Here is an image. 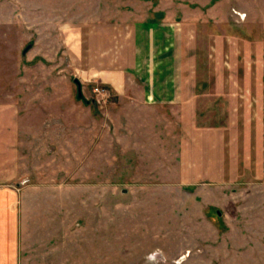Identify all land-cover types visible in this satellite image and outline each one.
I'll return each mask as SVG.
<instances>
[{"label":"rangeland","instance_id":"374dc122","mask_svg":"<svg viewBox=\"0 0 264 264\" xmlns=\"http://www.w3.org/2000/svg\"><path fill=\"white\" fill-rule=\"evenodd\" d=\"M129 16L180 31L193 107L78 98L76 31ZM15 116L19 264H264V0H0V129Z\"/></svg>","mask_w":264,"mask_h":264},{"label":"crops","instance_id":"0c3cea01","mask_svg":"<svg viewBox=\"0 0 264 264\" xmlns=\"http://www.w3.org/2000/svg\"><path fill=\"white\" fill-rule=\"evenodd\" d=\"M75 36L78 42L71 62L81 85L91 81L106 85L117 98H129V105L135 99H142L145 107L153 109L166 105L193 107L191 95L196 85L183 81V75L190 76L183 60L191 63L192 56H184L182 36L175 27L129 16L121 22L85 24ZM11 123L10 130L5 123L0 129V166L7 164L14 174L22 168L18 163L26 160L22 153L26 150V141L22 138L33 133L22 129L21 116H15ZM209 153L197 161L208 166L217 164L219 168L225 164L224 154ZM185 155L187 158L188 154ZM5 192L7 199L2 195ZM18 200L19 195L12 191H0V206L4 209L0 210V264H19Z\"/></svg>","mask_w":264,"mask_h":264},{"label":"built area","instance_id":"2783aa9c","mask_svg":"<svg viewBox=\"0 0 264 264\" xmlns=\"http://www.w3.org/2000/svg\"><path fill=\"white\" fill-rule=\"evenodd\" d=\"M92 94L94 95L93 102L96 105H100L104 101L112 97L111 89L98 83L96 85H93Z\"/></svg>","mask_w":264,"mask_h":264},{"label":"water","instance_id":"95a60500","mask_svg":"<svg viewBox=\"0 0 264 264\" xmlns=\"http://www.w3.org/2000/svg\"><path fill=\"white\" fill-rule=\"evenodd\" d=\"M75 83H76V85H77V87H78V98L81 99V100H85L86 103H87V100H86L85 97L83 96L81 82H80L78 79H76V80H75ZM88 103H89V102H88Z\"/></svg>","mask_w":264,"mask_h":264}]
</instances>
